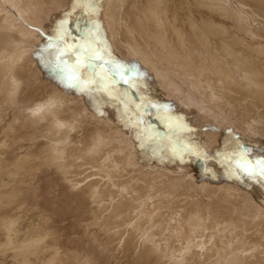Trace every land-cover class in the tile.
<instances>
[{
  "label": "rangeland",
  "instance_id": "obj_1",
  "mask_svg": "<svg viewBox=\"0 0 264 264\" xmlns=\"http://www.w3.org/2000/svg\"><path fill=\"white\" fill-rule=\"evenodd\" d=\"M197 1L0 0V264H264V108L201 26L264 73V0Z\"/></svg>",
  "mask_w": 264,
  "mask_h": 264
},
{
  "label": "bare ground",
  "instance_id": "obj_2",
  "mask_svg": "<svg viewBox=\"0 0 264 264\" xmlns=\"http://www.w3.org/2000/svg\"><path fill=\"white\" fill-rule=\"evenodd\" d=\"M6 1H8L14 8H17V10H25V6L22 3V0H6ZM217 1H221V0H217ZM244 1H246V0H244ZM201 3L203 4V6L207 7L206 9H208V10H209V8H211L210 6L217 7L219 5L217 3H214L213 0H202ZM245 4H246V2H245ZM220 5H222V4H220ZM220 5H219L218 8H220ZM237 8H238V6H237ZM222 9H223V7H222ZM240 9H237V13H239V14L241 13V15L243 16V18L241 16H239L237 13L236 14L238 15V18L239 19H236V20H238V22H236V20L233 18V20H235L236 24L238 25V28L237 29L240 30V26H243L244 27L246 33H242V34H245V35L249 36V38H250V41L249 42H246V45L245 46H247L251 51H255L259 55L262 56V55H264V46H262L263 51L261 50V51L258 52L255 49L256 47L254 46V44L255 43H259L260 44L261 40H263V42H264V35L263 34H256V33L253 32L254 29L260 28L261 25L258 24V22L254 21L255 20V18H254V20H251V19L250 20L251 21H254V23H256V25L258 24L257 26H259V27H256V26L255 27L254 26H252V27L251 26H248L249 24L247 25L246 24V21L249 20L248 17H250V15L248 14L249 15L248 17L244 16V12H242ZM261 14L264 15L263 13H261ZM233 15H235V14H233ZM233 15H231V18L233 17ZM251 18H252V16H251ZM201 22H202L201 23V26L203 25V27H204L203 32H205L207 35L210 34V35H213V36L214 35L215 36H218V38L216 39V41H218L217 43H220V45H222V47H224V51H225L224 53L226 54V58H228V60H223L222 58H220L219 60L221 61V63H223V68L226 69L225 72L228 73V76L230 78H233L234 81H232V82L234 84L233 85L234 87H232V84H230L231 86H230V88H228V91H225L222 94L223 95H227V96L235 99L236 98V93H235L236 90H241V91L243 90V91H247L248 93H255L257 95V97L254 98L255 103H256V106H260L261 108H264V84H261V81H264V73H263L262 70H260V68H261L260 66L261 65L255 64L252 60L251 61H248L247 58H246V56H245V54H242L241 51H239V50L236 49L238 47H234L231 43H229L228 41H225L226 40L225 38H227V32L228 31H226L227 29H225L224 26H218V23L217 24L212 23V25H207L205 27L204 24H206V22H209V21L202 20ZM191 23H193V22H191ZM198 33L201 34V32H198ZM224 35H226V36H224ZM26 37L27 38H30L31 40L33 39L34 41H37V38L32 33L23 35V38L24 39ZM227 39H229V38H227ZM211 40H212V38H211ZM241 40H243V39H240L239 41H241ZM28 41H30V40H28ZM237 45H240V44H237ZM202 46L203 47H206L205 43H203ZM240 46L241 47H244L243 44L240 45ZM208 51L209 50H207V52ZM5 52L6 51H3L2 52L3 54H1V52H0V74L7 73L8 71H10L9 73L12 74V72H14V70H15L14 67L17 66V65L15 63H13V66L14 67H12V65H11L12 63H11L10 57H7L8 56V55H6L7 52L6 53ZM9 54H11V53H9ZM236 55H238V56H236ZM13 58H14V56H13ZM258 63H261V62L258 61ZM263 63H264V61L262 62V64ZM233 69H235V70L233 71ZM255 75H257V77ZM254 76L257 78V80H254V78H253ZM0 77H1V75H0ZM249 77H252L253 78V83H260L262 85L261 88L255 90V87L253 86V84L247 82ZM8 81L9 82L6 83V88H8V90L11 93H15L18 88L19 89L21 88V85L18 84L19 81L16 79V77L8 78ZM51 100L53 102L51 101L52 103H50L48 105H52L51 107H53V104H54V106L57 107L56 106V102L53 99H51ZM41 105H45V104H41ZM41 105L36 108V111H35L36 115H34L38 119L41 118V117H43V116H45V114H38L37 113L39 110H43V111L46 110ZM55 107H53V110H51V112H53V111H57L58 112L59 111L58 109L56 110ZM48 112H50V110ZM184 227H187V229L190 230V231H197V229H198L197 221L194 220V219H192V221L186 222L184 224ZM9 230L10 229H8V231ZM25 230H27V229L25 228ZM34 237H36V236L35 235L33 236L32 235V232H30L29 234H25L23 236V238H25L24 239V242H22V243H25V244H23V245H17V247H19L18 249L21 250V252H22L23 255L27 256L28 254L37 252L39 250L38 249V246H39V242L38 241H42V239L39 238V236H38L37 239H34ZM12 245H14V244H12ZM28 251H30L31 253L28 252ZM57 253L58 252H56V254ZM25 256H23V257H25ZM40 257H42V256H40ZM173 259L174 260H178L177 257H174ZM183 261H185V260L184 259L178 260L179 263H182Z\"/></svg>",
  "mask_w": 264,
  "mask_h": 264
},
{
  "label": "snow or ice",
  "instance_id": "obj_3",
  "mask_svg": "<svg viewBox=\"0 0 264 264\" xmlns=\"http://www.w3.org/2000/svg\"><path fill=\"white\" fill-rule=\"evenodd\" d=\"M257 163L260 164L259 174L264 177V161H258Z\"/></svg>",
  "mask_w": 264,
  "mask_h": 264
}]
</instances>
